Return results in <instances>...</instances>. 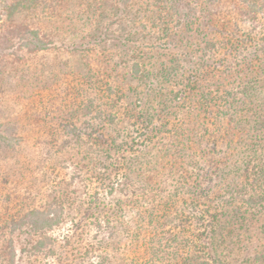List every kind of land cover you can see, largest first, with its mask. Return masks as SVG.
<instances>
[{
    "label": "trees",
    "instance_id": "16d2710c",
    "mask_svg": "<svg viewBox=\"0 0 264 264\" xmlns=\"http://www.w3.org/2000/svg\"><path fill=\"white\" fill-rule=\"evenodd\" d=\"M47 1L3 0L0 4V21L6 14L12 15L18 9L28 11L32 6L34 10L41 9L43 12L49 10L52 12L49 13L50 17H54V10L57 11L63 1L51 0L50 3ZM131 1L119 0V5L114 4L112 9L107 11V1L101 0L94 8L91 2L86 0L83 12L79 10L67 16L63 19V23L69 26V30L70 22L73 20L77 19L76 21L79 22V19L82 21L86 19L89 24H86L87 29L93 27L92 32L86 34L88 38L86 44L96 41L103 42L109 37V26L115 21L122 25L123 14L124 16L130 14L127 6ZM242 1L249 8L251 19H253L252 13L264 11L263 0ZM138 2L142 7L138 12L142 10L147 12L151 9L155 15L153 19H150L151 24L159 26V33L164 34L168 22L172 19L169 17L178 12L176 11L178 5H171L167 8V0H138ZM94 9L101 11L96 22L92 21V16L96 15ZM110 11L114 19L107 23V26L99 28L107 21ZM179 11L180 14L174 28H179L182 23L188 24L195 21L186 10ZM163 13L166 15H162ZM58 14L63 15L62 12ZM82 14H85L84 20ZM73 15L75 16L72 17ZM137 20L136 16L129 17V24L134 26L131 29L136 28L135 26L139 23ZM199 20L196 18V22ZM200 24L206 27L208 21L202 17L198 27ZM78 25L77 23L76 28L79 27ZM141 26L146 28L144 24ZM83 28L81 30H84ZM21 31V28L11 31L15 36L18 35V42L15 43L19 44L20 48H31V51L36 52L50 48L52 41L43 40L39 35L41 33L39 30L24 28L23 33L20 34ZM121 31L126 33L125 29ZM76 32L77 30L72 33ZM199 35L200 33L196 32L194 37H199ZM171 36L174 44L176 42L180 45L185 43L183 32L179 35L174 31ZM177 36L179 37L176 41ZM115 38L129 46L123 53L125 56L120 58V64L127 73L122 76L110 74L104 62L105 67L103 66L102 72L106 74H104L105 78L99 79L100 82L93 78L95 74L89 76L92 80L88 77L84 80L81 77L78 79L63 78V83L64 80L67 81L65 87L59 89L61 85L58 87L54 85L52 90L55 93L53 98L58 101L54 103L51 99L48 105L40 101L43 106L41 109L45 114L44 118L47 119L46 128L50 131L48 134L54 140H58V135L63 133L73 138L75 146H81V142L83 144L88 142L89 148L94 146L100 150L102 145L104 146L103 153L109 159V165L105 167L104 163H101L99 158L101 155L95 156L94 159L88 153L79 156L74 164L81 175V182H84L82 184L84 189L88 188L89 183L92 182H96L98 187L91 195H88V205L81 219L77 222L74 219L71 220L69 235H65L61 241L62 255L56 256V251L49 243L50 237L38 240L34 245L35 252H40L42 249L48 251L47 255L54 258L55 264H85L83 260L78 261L76 257L69 259V252H73V249L86 241V237L82 238L78 235H94L95 238L88 240V252L84 253L82 258L92 260L89 264H107L108 258L105 256L107 254L103 251H106L105 247L109 244L115 246L117 242L112 240L107 243L105 239L99 240V237L107 230L111 234L122 230L125 235L149 233V235H155L156 242H163L160 249L154 250V263L156 264L163 260L160 254L169 258L172 264H224V251H219V249L230 238H233V242H230L228 247L232 246L233 249H228L229 253L233 256L238 254L241 256L242 253L245 255L241 257L240 263L249 262L247 255L255 253L253 264H263L264 258L260 255L263 253L258 251L259 243L255 239H250L241 251L239 235H264V224L257 218L258 213L264 214V93H261L264 92V57L255 55V64L248 65L249 67L247 66L243 73L236 74L235 79L233 78L235 75L232 77L236 80V88H232L230 82L225 84L224 82L227 81L224 78L222 80L221 76L215 75L218 82H216L214 92L208 95L199 91L198 86L190 80L193 76L192 69L195 71L205 67L202 59L195 58L198 52H202L199 44L207 43L205 39H198L196 44H192L187 39L185 43L187 48L181 53L182 62H187L185 72L190 75L186 81L184 75H178L179 59L172 60L168 67L159 61L161 55L151 61L148 54L141 51L136 31L128 35L115 36ZM160 41L159 38L155 44L142 48L150 53L152 49L160 51L165 46ZM259 50L264 55V43ZM143 54H147L146 57ZM119 80L120 85L118 86ZM179 85L182 88L176 89ZM122 100L128 104L127 107L122 108ZM65 101L66 103L62 104ZM148 110L154 119L150 117ZM210 110L223 112L222 114L232 127L233 136L229 141L228 150L230 152L226 160L230 161L232 154L241 158L235 161L233 170H229V165L224 164L222 169L218 167L215 170L210 168L208 171L205 169L202 171L191 155L190 146L195 143L200 116L203 114V119H205ZM157 118H160L161 122L165 119L164 123H161L163 127H159V123L155 122ZM121 122H124L128 129L121 126ZM164 129L169 133L166 137ZM133 132L137 134V141L132 138L131 133ZM2 136L0 134V142L5 140L7 143L8 140ZM141 137L147 139L139 142ZM165 138L166 143H163ZM142 142L149 143V145L152 143L153 147L158 145L164 155L158 164L149 161L146 173L136 174L137 167H134L141 164L131 163V152H134V161L138 159L136 152L146 146ZM7 144L9 145V142ZM68 144V139L62 142V146L57 143V152H66L69 149ZM184 156H187L186 160L183 159ZM172 157L178 158V167L175 166L173 162L175 159ZM166 166L167 168H162ZM212 174L220 176H216L218 179H215L210 177ZM234 175H239L245 181L243 183L238 181V177ZM59 184L56 183L55 188ZM69 184L64 185L69 186ZM100 191H105L104 196L101 197ZM116 193L126 195L122 201L114 200L116 206L112 212L108 210L112 205L107 210L97 206L99 199L111 197ZM92 204L95 205L94 210L98 211V216L91 213ZM134 208L137 209L135 217H138L129 221L122 212ZM57 212L59 213L56 214ZM51 214L53 218L49 217ZM61 216H63L61 205L48 210L47 213L31 211L29 213L30 227L34 232L46 229L52 231L54 227L61 224ZM92 217L95 218L92 224L85 223L81 226L86 219ZM24 224L27 223L22 219L20 225ZM170 224L171 226H167ZM166 235L170 236L165 237ZM75 238H77V243H75ZM94 241L97 244L95 247L92 243ZM165 246L166 249L173 247L172 251L166 252ZM225 248L227 250V245ZM91 254H98L97 258L90 259ZM14 256L13 246L9 240L0 252V259L4 258L12 264Z\"/></svg>",
    "mask_w": 264,
    "mask_h": 264
},
{
    "label": "rangeland",
    "instance_id": "374dc122",
    "mask_svg": "<svg viewBox=\"0 0 264 264\" xmlns=\"http://www.w3.org/2000/svg\"><path fill=\"white\" fill-rule=\"evenodd\" d=\"M49 1L51 0H48L47 3H50ZM61 1L63 2L57 10L59 12L56 10L53 12L54 17H50L49 13L52 12L49 10L47 12H43L41 9L34 10L35 8L32 6L28 11L18 9L12 15L6 14L0 21V134L9 142V145L5 140L0 142V252L11 240L15 253L12 264H55L54 258L47 255L48 251L46 252L42 249L40 252H35L34 245L38 240L50 237L51 241L49 243L56 251V256L62 255L63 247L61 241L65 235H69V228L72 226L71 220L74 219L77 222L81 219L88 205V195H91L95 188L98 187L96 182H92L89 183L88 188L84 189L82 185L84 182H81V175L76 169L74 162L79 159V156L88 153L93 159L95 156L101 155L99 157L101 163H104L105 167L109 165V159L105 157L102 150L104 146L101 145L100 150H97L94 146L89 148L88 142L87 144L81 142V146H75L73 138L68 135L65 136L61 133L58 135V140H54L48 134L50 131L46 128L48 125L46 123L47 119L44 118L45 114L43 109H41L43 106H41L40 101L47 105L51 103V99L54 100V103L58 101L53 98L55 96V93L52 92L54 85L56 87L61 85L59 89H62L67 82L64 80L63 83V78L78 79V77H81L84 80L88 77L92 80L89 77L92 74H95L93 78L100 82L99 79L105 78L104 74H106L102 72L104 62H106L108 70L111 72L110 74L122 76L127 73L123 65L120 64V58L125 56L123 53L127 51L129 46L123 44L115 36L128 35L132 31L138 33L140 49L148 54L146 55L150 57L151 61L161 55L159 61L168 67L172 60L179 59L180 71L178 75H184L186 81L190 75L185 72L187 62H182L181 53L187 48L185 43L187 39L192 44L198 43V39H205L207 43L199 44L202 52H198L195 57L202 59L205 67L198 68L195 71L192 69L193 76L190 80L198 86L199 91L208 95L214 92L216 82H218L215 75L221 76L222 80L224 78L227 81L224 82L225 84L230 82L232 83L230 86L236 88L237 84L236 80H234L237 76L236 74L243 73L248 65L255 64V55L256 57H264L259 50L262 43H264V11L252 13L253 19H251L249 16L251 15L250 10L242 0H177L176 2L167 0V8L171 5H178L176 10L178 12L176 15L169 17V19H172L168 22L164 34L163 32L159 33V26L151 24L150 19L155 17L152 10L138 12L142 7L138 0H132L127 6L130 14L127 15L128 17L123 14L121 17L123 19L122 25L115 21L109 26L108 39L91 44H86L88 42L86 34H89L93 27L87 29L89 24L86 19L84 20L85 14H82L84 21L79 19V22H77V19H75L70 22L71 28L69 30V26L63 23V19L67 16L69 17L79 10L83 12L86 0ZM88 1L95 8L101 0ZM104 1H107V11L111 10L114 4L119 5V0ZM1 3H3V0H0ZM179 10L189 12V16L191 14L192 20L195 21L188 24L185 22L179 28H174L180 14ZM60 12L63 15H59L58 13ZM100 12V10H96L95 17L92 16L93 22L99 19ZM162 15L165 16L166 13ZM132 16H136L139 22L135 26L136 28L133 29L131 27L134 26L129 24V17L131 18ZM202 17L205 21H208V26L204 27L200 24L198 27ZM196 18L200 20L196 22ZM113 19L110 11L107 21L100 25L99 28L107 26V23H110ZM77 23L79 24L78 28H76ZM143 24L146 28L141 26ZM84 25L86 26L84 27ZM19 28L22 29L20 34L23 33L24 28L39 30L41 32L39 35L43 40L50 39L52 41L50 48L40 52L31 51V48H20V45L15 43L18 42V35L15 36L11 33L13 29L19 30ZM82 28L84 30H81ZM124 29L126 33L121 31ZM76 30V33H72ZM174 31L179 35L183 32L185 43L181 45L178 42L173 43L171 34ZM196 32L200 33L199 37H194ZM159 38L160 42L165 45L160 51L152 49L150 53L147 49L142 48L155 44V41L157 42ZM129 54H131L130 51ZM146 55L143 54L145 57ZM98 68L100 69L99 71L97 70ZM113 71L114 73H112ZM178 88H182V86H176V89ZM223 88L225 89V86ZM131 91L135 90L131 89ZM121 102L122 108L127 107L128 104L124 100ZM65 103L66 101L62 104ZM148 107L150 110L152 109L150 105ZM148 112L150 117H152V113L149 110ZM222 113L210 110L209 115L205 119H203V114L200 116L201 123L198 122L197 124V137L194 145L190 146V150L192 151L193 160H195L202 171L204 169L208 171L210 168L215 170L218 167L222 169L224 164L229 165V170H233L235 161L241 159L240 156L232 154L230 161L226 160L230 152L228 145L233 136V130ZM143 117L146 116L143 115ZM152 119L154 118L152 117ZM164 121L165 119L162 122L160 118L155 119V122L159 123V127H163L161 123H164ZM120 124L128 129L124 122ZM121 126L119 128L120 131L122 130ZM164 130L166 137V134L169 135V133L166 132V129ZM131 134L132 138L137 141V134H134V132ZM64 138L68 139L69 149L65 150L66 152H57V143L62 146ZM141 138L144 139L145 137ZM142 139L138 141H145L147 138ZM142 143L146 146L141 147L139 152H136L138 159L134 161V152H131V163L137 162L141 164L134 167H137L136 174L146 173L148 169L147 163L154 161L152 163L158 164L164 155L159 150L158 145L153 147L152 143L150 145L149 143ZM163 143H166V138ZM110 157H112V153H110ZM172 158L175 159L173 162L178 167V158ZM183 159L186 160L187 156H184ZM162 168H167V166ZM216 176L220 175L212 174L210 177L218 179ZM234 176L238 177V181L242 183L245 181L239 175ZM56 183L60 184L55 188ZM64 184H69V186ZM61 187L65 189L63 190ZM100 194L101 197L102 195L104 196L105 191H100ZM125 195V193H116L111 197L101 198L97 202V206H100V209L107 210L112 205L111 209H108L112 212V209L116 206L114 200L119 199L122 201ZM59 205L62 206L63 216L60 218L62 222L58 227H54L52 231L46 229L34 232L31 229L29 223V213L31 211L47 213L48 210L58 208ZM94 206L92 204L91 213L98 216V211L94 210ZM136 211L137 209L134 208L132 210H124L122 213L123 216L126 215L125 217L131 221V219L138 217H135ZM52 215L49 217L53 218ZM257 218L264 224V214L258 213ZM22 219L27 224L20 225ZM92 221H95L94 217L86 219L81 226L85 223L92 224ZM167 226H171V224ZM254 226L256 227L257 225ZM78 236L86 237V241L73 249V252H69V259L76 257L78 261L83 260L85 264H89L92 260L82 257L84 253L88 252V240L95 237L94 235ZM168 236L170 235L165 237ZM239 236L241 237V251H243L250 239H255L260 245L258 251L263 253L260 255L264 258V235ZM100 239H105L107 243L112 240L117 242L115 246L109 244V246L105 247L106 251H103L107 254L105 255L108 258L106 260L107 264H156L154 263V250L160 249L163 243L156 242L155 235H149V233L146 235H125L122 230H117L112 234L109 230L102 232ZM74 240L77 243V238ZM162 241L166 242V240ZM230 242H233V238L228 239L219 249V251H224V264H243L239 262L244 255L242 252L241 256L240 254L233 256L231 255L232 253H229L228 249H233L232 246L228 247ZM92 243H94V247L97 245L96 241ZM226 245L227 250H225ZM164 249L169 253L173 247L166 249L165 246ZM97 255L91 254L90 259H93V257L97 258ZM254 256L255 253L247 255L249 262H245V264H253ZM160 257L163 260L161 263L157 262L158 264H172L169 258L163 256V254H160ZM0 264H9V262L1 258Z\"/></svg>",
    "mask_w": 264,
    "mask_h": 264
}]
</instances>
